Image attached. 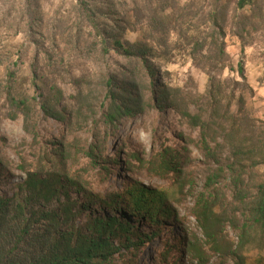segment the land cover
Here are the masks:
<instances>
[{"label": "rangeland", "instance_id": "374dc122", "mask_svg": "<svg viewBox=\"0 0 264 264\" xmlns=\"http://www.w3.org/2000/svg\"><path fill=\"white\" fill-rule=\"evenodd\" d=\"M244 4L0 0V259L115 216L143 240L115 264H264V0ZM28 177L58 191L17 245ZM134 185L165 194L159 222L132 217Z\"/></svg>", "mask_w": 264, "mask_h": 264}, {"label": "trees", "instance_id": "16d2710c", "mask_svg": "<svg viewBox=\"0 0 264 264\" xmlns=\"http://www.w3.org/2000/svg\"><path fill=\"white\" fill-rule=\"evenodd\" d=\"M244 3L245 0H239V7H243ZM117 44L119 45V42ZM138 56L141 57V54L139 53ZM112 96L114 97L113 92ZM117 113L116 109H112V113H109L106 119L109 122L113 121ZM185 115L189 116V114ZM189 117L192 120L198 119ZM166 168L167 172L176 171L175 168L169 166ZM21 189L28 196H26L23 203L18 202L15 206V212L20 216L18 219L24 223V229L20 232L19 237H17V245L23 243L27 236L26 227H28L29 219L25 216V210L28 203L36 201V199L48 200L58 191L56 186L50 184L47 180L34 177H28L22 184ZM85 195L89 197L88 194ZM107 198L109 199L108 205H115L121 199L120 195L115 193L109 194ZM127 198V204L131 208L132 217H136L138 221L159 222L160 214L165 211L166 197L160 190L134 185L128 190ZM7 208H10V201L0 199V221H4L3 211L1 210L5 209L4 212H6ZM259 209V216L263 218L264 196L261 198ZM200 210L201 212L197 217L205 229V225H207L209 219L208 213L210 212L205 199L202 200ZM40 218L51 226L56 223L57 215L52 211H43L40 214ZM134 229L135 226L131 222L128 220L126 222L121 221L115 216L95 218L90 222L86 232L75 230L73 227L66 228L63 231L52 232L48 246L42 245L37 240L35 248L26 249V252H22L20 256L17 254L21 251V246H15L18 253L14 256L10 252L6 253L0 259V264H115L113 256L118 254L122 248L129 249L143 243L142 239L134 238ZM148 238L150 239V236ZM238 259L232 264H244L241 258Z\"/></svg>", "mask_w": 264, "mask_h": 264}]
</instances>
